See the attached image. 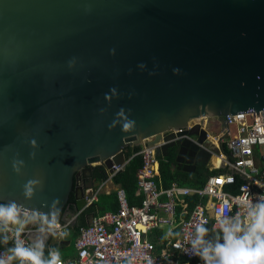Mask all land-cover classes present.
Here are the masks:
<instances>
[{"label": "water", "instance_id": "95a60500", "mask_svg": "<svg viewBox=\"0 0 264 264\" xmlns=\"http://www.w3.org/2000/svg\"><path fill=\"white\" fill-rule=\"evenodd\" d=\"M258 110L264 0H0V203L65 223L89 163L120 164L125 148L200 117L223 128L224 116ZM187 132L205 137L198 125ZM171 137L157 155L184 171L206 165L208 151ZM30 179L41 186L25 198Z\"/></svg>", "mask_w": 264, "mask_h": 264}, {"label": "built area", "instance_id": "2783aa9c", "mask_svg": "<svg viewBox=\"0 0 264 264\" xmlns=\"http://www.w3.org/2000/svg\"><path fill=\"white\" fill-rule=\"evenodd\" d=\"M203 118L193 120L184 129L169 128L161 132L160 139L151 145L143 141L135 151L124 155L120 164L112 163L106 167L101 161L89 163L90 167H100L103 177L93 180L83 195L84 205L78 212L92 205L95 208L99 195L111 192L116 208L100 212L96 209L84 214V224L78 226L72 242L74 255L60 257L61 264H203L191 255L188 244L189 236L194 235V225L206 220L204 227L215 230L219 210L224 209L232 216L241 210L245 196L254 200L257 194L264 195V110L256 111V116L254 112L226 115L223 128L211 118L214 131L201 122ZM194 125L205 132L200 143L196 140L197 135L187 132ZM182 130H186L185 133ZM166 134H172L169 140L187 138L193 141L210 153L207 169L220 170L208 174L200 186L179 185L172 181L167 187H157L154 181L156 147L164 143L162 137ZM212 146L217 148V153L211 150ZM221 146L228 155L221 151ZM135 155L140 164L135 171L134 196L139 199L128 203L124 189L112 183V176ZM213 156L219 158L217 165L212 162ZM235 177L241 179L237 191H227L225 187L232 185ZM188 197L194 198L190 205ZM74 216L65 223H52L55 228L48 230L50 238L59 237ZM39 227V224H29L22 239L26 243L32 242L28 235L39 232ZM169 231L171 235H168ZM3 246L11 247L12 240L9 239L7 245L1 244L0 252L5 250ZM46 247L45 256L51 246L47 244Z\"/></svg>", "mask_w": 264, "mask_h": 264}, {"label": "clouds", "instance_id": "9594fccd", "mask_svg": "<svg viewBox=\"0 0 264 264\" xmlns=\"http://www.w3.org/2000/svg\"><path fill=\"white\" fill-rule=\"evenodd\" d=\"M134 123L126 121L123 129L131 128ZM13 171H20L16 162L13 163ZM37 186H41L40 180H28L23 185L25 198H31ZM240 208L232 216L227 215L224 209L217 212L216 231L212 239L205 238L209 232L204 227L207 221L197 222L194 235L188 238L191 255L198 257L203 264H264V195L257 194L254 200L245 196ZM58 211L56 209L51 215ZM29 224H39L41 234L55 228L51 219L43 213L26 210L15 201L0 203V244L7 245L9 239L12 240V246L0 252V264H61L58 249L49 248L45 256L46 237L43 235L30 243L22 239ZM66 235L63 232L61 238ZM168 235H171L170 231Z\"/></svg>", "mask_w": 264, "mask_h": 264}, {"label": "trees", "instance_id": "16d2710c", "mask_svg": "<svg viewBox=\"0 0 264 264\" xmlns=\"http://www.w3.org/2000/svg\"><path fill=\"white\" fill-rule=\"evenodd\" d=\"M138 147H127L125 148V156H128L132 151H135ZM221 151L228 155V151L225 149L224 146H221ZM140 164L139 157L138 156H132L124 165L123 169L117 173H115L112 176V183L119 185L122 187L125 191L126 198L128 203H134L138 201L139 197L136 198L134 196V190H135V171L138 168ZM156 174L154 176V181L159 188H164L169 185L170 182L175 181L179 185H185V186H200L205 177L210 174L211 172L219 171L220 169H212L208 170L205 164L196 162L195 168L193 171H184L181 168L177 167L175 165V162L173 160V154L169 153L166 156H160L157 155L156 160ZM95 171V179H99L100 177H103L102 169L100 167H94ZM241 182V179L238 177L234 178V182L232 185H228L225 187L227 191L230 192H236L237 186ZM108 196V197H107ZM100 195L99 199L95 203L96 206L99 205V209L97 212H100L103 209V206H106L107 209H115L116 208V201L114 194L111 192L109 195ZM187 199V198H186ZM194 202L193 197H188V203L189 205ZM102 204V205H100ZM94 208L93 206H89L86 209H84L81 213V217L78 222V226L84 224V214L88 212H93ZM78 226L74 228H70L72 233L76 234ZM209 230L208 235L205 237L206 239H212L215 235L216 230H211L208 226L205 227ZM53 247H55V244H52Z\"/></svg>", "mask_w": 264, "mask_h": 264}, {"label": "flooded vegetation", "instance_id": "af4514ba", "mask_svg": "<svg viewBox=\"0 0 264 264\" xmlns=\"http://www.w3.org/2000/svg\"><path fill=\"white\" fill-rule=\"evenodd\" d=\"M79 175V183L75 187L73 185V190H71V192L69 193L67 204L65 206V212L69 215V218L75 214V216L72 217L69 221L68 229L78 226V222L82 213V211L78 212V210L75 209L74 196H78L81 193L88 191V189L90 188L91 180H94L96 177L94 167L90 166H88V168L84 171L80 172Z\"/></svg>", "mask_w": 264, "mask_h": 264}, {"label": "rangeland", "instance_id": "374dc122", "mask_svg": "<svg viewBox=\"0 0 264 264\" xmlns=\"http://www.w3.org/2000/svg\"><path fill=\"white\" fill-rule=\"evenodd\" d=\"M201 122H204L206 124V126H207L208 129L214 131L215 127H214L213 119H211L210 117H205V118H203L201 120ZM210 161H211V158H208L207 164H209ZM100 205H102V204H100ZM102 206H103V209H107L106 206H104V205H102ZM63 232H66L67 233V235L64 236L63 238H65L66 240H68V244L66 246L61 247V248H58L57 246H55V248L59 250L60 257H62V258L67 257V256H70L71 257V256L74 255V252H75L74 251V248L72 246V242H73V239H74V234L68 228L64 229Z\"/></svg>", "mask_w": 264, "mask_h": 264}, {"label": "crops", "instance_id": "0c3cea01", "mask_svg": "<svg viewBox=\"0 0 264 264\" xmlns=\"http://www.w3.org/2000/svg\"><path fill=\"white\" fill-rule=\"evenodd\" d=\"M212 162H213V164L214 165H217L218 164V162H219V158L217 157V156H213L212 157ZM209 164H207V165H205L206 167L208 166ZM101 196L102 195H105V196H107V195H109V194H107V193H103V194H100ZM99 195V196H100ZM108 197V196H107ZM99 199V198H98ZM93 206V205H92ZM93 208H94V206H93ZM98 210L99 209V206H96L95 208H94V210ZM69 230H71V229H69ZM64 231V230H63ZM63 231H62V233H63ZM62 233H61V235H62ZM61 235L59 236V237H55V236H52L50 239H47V240H45V244L47 245H50L51 246V248H55V247H53L52 246V244H55V246H57L58 248H61V247H63V246H66L67 244H68V240H66L65 238H61ZM47 249V247H45V250Z\"/></svg>", "mask_w": 264, "mask_h": 264}, {"label": "bare ground", "instance_id": "6f19581e", "mask_svg": "<svg viewBox=\"0 0 264 264\" xmlns=\"http://www.w3.org/2000/svg\"><path fill=\"white\" fill-rule=\"evenodd\" d=\"M205 122V121H204Z\"/></svg>", "mask_w": 264, "mask_h": 264}]
</instances>
